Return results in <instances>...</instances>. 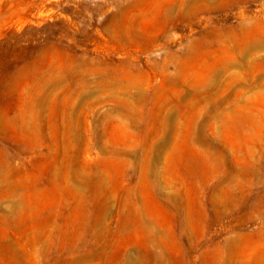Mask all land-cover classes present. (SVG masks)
Segmentation results:
<instances>
[{
	"label": "rangeland",
	"instance_id": "obj_1",
	"mask_svg": "<svg viewBox=\"0 0 264 264\" xmlns=\"http://www.w3.org/2000/svg\"><path fill=\"white\" fill-rule=\"evenodd\" d=\"M0 264H264V0H0Z\"/></svg>",
	"mask_w": 264,
	"mask_h": 264
}]
</instances>
